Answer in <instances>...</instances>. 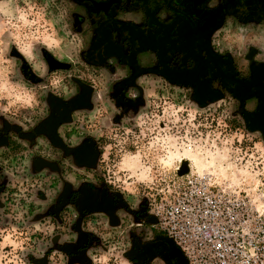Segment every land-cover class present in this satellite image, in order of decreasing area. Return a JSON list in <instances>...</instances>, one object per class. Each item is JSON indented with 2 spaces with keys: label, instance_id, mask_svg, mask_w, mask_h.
<instances>
[{
  "label": "rangeland",
  "instance_id": "rangeland-1",
  "mask_svg": "<svg viewBox=\"0 0 264 264\" xmlns=\"http://www.w3.org/2000/svg\"><path fill=\"white\" fill-rule=\"evenodd\" d=\"M17 13L25 19L0 17V130L12 137L0 151V264H178L176 247L150 228L152 206L184 163L253 188L264 179L260 133L244 127L229 95L201 102L155 76L119 107L109 94L116 76L83 59L68 0H21ZM262 37L233 27L217 48L264 49ZM25 95L35 102L16 101ZM79 95L90 107L76 106ZM85 139L97 147L87 168L71 159ZM88 183L102 205L82 212L66 187Z\"/></svg>",
  "mask_w": 264,
  "mask_h": 264
},
{
  "label": "flooded vegetation",
  "instance_id": "flooded-vegetation-1",
  "mask_svg": "<svg viewBox=\"0 0 264 264\" xmlns=\"http://www.w3.org/2000/svg\"><path fill=\"white\" fill-rule=\"evenodd\" d=\"M68 1L85 37L83 59L116 76L109 94L119 107L131 92L139 91L140 79L154 76L190 90L201 102L229 95L244 127L259 132L264 145V49L249 46L242 54H232L217 48L220 41L216 42L221 32L233 27L264 33V0ZM75 99L77 107H90L85 97ZM8 133L0 130V151L9 150ZM96 149L93 140L85 139L71 159L75 155L77 164L87 168ZM34 164L48 167L40 159ZM49 167L57 171V165ZM5 187L2 179L0 196ZM66 188L82 212L101 209L97 186Z\"/></svg>",
  "mask_w": 264,
  "mask_h": 264
},
{
  "label": "built area",
  "instance_id": "built-area-1",
  "mask_svg": "<svg viewBox=\"0 0 264 264\" xmlns=\"http://www.w3.org/2000/svg\"><path fill=\"white\" fill-rule=\"evenodd\" d=\"M152 206L151 229L186 264H264V179L247 189L189 171Z\"/></svg>",
  "mask_w": 264,
  "mask_h": 264
},
{
  "label": "clouds",
  "instance_id": "clouds-1",
  "mask_svg": "<svg viewBox=\"0 0 264 264\" xmlns=\"http://www.w3.org/2000/svg\"><path fill=\"white\" fill-rule=\"evenodd\" d=\"M20 5L21 0H0V17L6 18L8 13L11 12L13 19L24 20V15L17 13V9L20 8ZM9 55L11 59H15V57L11 56V48H9ZM21 76H23V73H21ZM15 99L22 106H26L29 100H33L35 102V97L30 95L16 96ZM6 103L7 100L5 98H0V104Z\"/></svg>",
  "mask_w": 264,
  "mask_h": 264
},
{
  "label": "water",
  "instance_id": "water-1",
  "mask_svg": "<svg viewBox=\"0 0 264 264\" xmlns=\"http://www.w3.org/2000/svg\"><path fill=\"white\" fill-rule=\"evenodd\" d=\"M188 171H189V167H188L187 163H184V164H182L179 167V169H178L177 172H178V175L179 176H183L186 173H188ZM176 250H177V252H176V258L178 260V264H186L185 260L183 259V256H182L181 252L178 249H176Z\"/></svg>",
  "mask_w": 264,
  "mask_h": 264
},
{
  "label": "crops",
  "instance_id": "crops-1",
  "mask_svg": "<svg viewBox=\"0 0 264 264\" xmlns=\"http://www.w3.org/2000/svg\"><path fill=\"white\" fill-rule=\"evenodd\" d=\"M262 38L264 39V37H262ZM261 41H263V40H261ZM262 43H263V42H262ZM262 43H261V44H262ZM263 44H264V43H263Z\"/></svg>",
  "mask_w": 264,
  "mask_h": 264
}]
</instances>
